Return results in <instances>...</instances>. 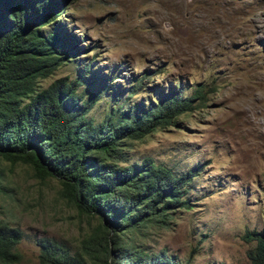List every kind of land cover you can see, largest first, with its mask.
I'll list each match as a JSON object with an SVG mask.
<instances>
[{"label":"rangeland","instance_id":"374dc122","mask_svg":"<svg viewBox=\"0 0 264 264\" xmlns=\"http://www.w3.org/2000/svg\"><path fill=\"white\" fill-rule=\"evenodd\" d=\"M52 3L47 12H64L39 29L57 27L77 53L40 79L42 88L74 79L89 64L80 89L101 95L88 113L96 122L113 107L147 108L171 92L195 106L171 125L125 141L121 165L151 157L175 173L200 169L189 209L126 237L182 264H252L253 243L244 236L264 231V0ZM199 88L203 101L192 97ZM98 222L77 211L56 178L38 179L31 166L0 158V223L24 235L16 264H41L40 239L80 250Z\"/></svg>","mask_w":264,"mask_h":264},{"label":"trees","instance_id":"16d2710c","mask_svg":"<svg viewBox=\"0 0 264 264\" xmlns=\"http://www.w3.org/2000/svg\"><path fill=\"white\" fill-rule=\"evenodd\" d=\"M52 1L0 0V158L31 166L38 179L56 178L77 211L99 222L81 241L80 250L72 253L40 239L39 260L182 264L164 252L143 250L133 235H126L142 234L148 225H168L175 211L189 209L187 194L200 169L175 173L151 157L120 163L126 162V140L142 139L171 125L195 108L192 98L171 92L147 108L113 107L96 122L88 113L101 95L80 89L89 64L74 79L58 78L42 88L40 79L73 61L77 53L57 27L39 29L64 12H47ZM192 97L203 101L205 93L199 88ZM23 236L18 227L0 223V264L21 261L18 244ZM244 239L253 243L247 252L251 263L264 264V231H247Z\"/></svg>","mask_w":264,"mask_h":264}]
</instances>
